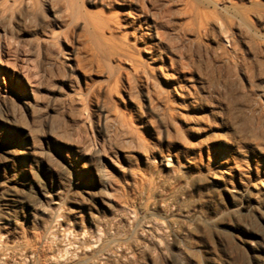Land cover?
Wrapping results in <instances>:
<instances>
[{
  "label": "rangeland",
  "instance_id": "374dc122",
  "mask_svg": "<svg viewBox=\"0 0 264 264\" xmlns=\"http://www.w3.org/2000/svg\"><path fill=\"white\" fill-rule=\"evenodd\" d=\"M0 264H264V0H0Z\"/></svg>",
  "mask_w": 264,
  "mask_h": 264
},
{
  "label": "bare ground",
  "instance_id": "6f19581e",
  "mask_svg": "<svg viewBox=\"0 0 264 264\" xmlns=\"http://www.w3.org/2000/svg\"><path fill=\"white\" fill-rule=\"evenodd\" d=\"M14 2V1H13ZM55 26H57L56 24H55ZM5 155H7V157L9 156V155H13V154H15L13 151H11V149L9 150L8 149V147L7 146H5L4 147V149L3 150H1ZM2 160H4V158H2ZM8 196V199H6V201L8 202V204H6L5 206H12V204H16V198L14 197V195H12V194H9V195H7ZM5 213H7V214H9V212L8 211H5Z\"/></svg>",
  "mask_w": 264,
  "mask_h": 264
}]
</instances>
